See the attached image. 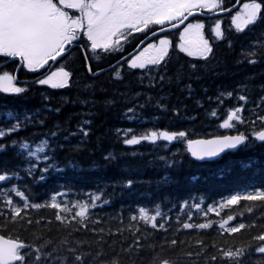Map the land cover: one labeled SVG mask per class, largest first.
<instances>
[{"label":"trees","instance_id":"trees-1","mask_svg":"<svg viewBox=\"0 0 264 264\" xmlns=\"http://www.w3.org/2000/svg\"><path fill=\"white\" fill-rule=\"evenodd\" d=\"M220 1L227 4L226 9L238 2ZM230 10L233 12L234 8ZM229 13L195 16L208 24L205 32L213 49L211 59L181 52L173 42L161 65L131 69L127 58L145 38L142 33H132L118 54L91 56L90 61L85 59L82 45L71 48L55 64L70 73L63 87L37 84L36 81L46 75L45 70L28 71L19 67V61L0 56V70L16 72L17 84L27 90L23 96L0 92V126L6 124L2 113L9 110L14 115L32 117L26 129L0 139V143L9 145L0 150V174L8 176L6 181L0 182V207L3 208L0 235L37 246L48 240L51 244L45 250L55 247L57 251L53 256H67L68 264H72L74 255L82 252L89 254L83 258V264H90L92 256L100 249L104 254L95 264L117 257L120 264H151L156 255L174 264H211L210 258L222 248L243 249L234 264H264V253L256 252L260 242L254 239L264 232V201L240 199L234 205L207 211L209 204L218 205L232 195L242 197L256 189L264 190V141L250 138L248 144L211 161H197L187 151L189 139L250 133L252 125L248 121L256 120L257 114L264 115V103L260 102L264 97V56L252 57L258 62L250 65L241 55L250 44L264 45V22L245 25L238 31L230 22ZM216 20L222 21L219 38H213L210 33ZM260 51L264 52V48ZM228 92H232L231 97L226 95ZM222 93L225 95L221 96ZM239 95L246 96V101L238 100ZM241 106L245 123L233 122L234 129L218 127L226 110ZM213 110L217 116L211 115ZM256 127L259 129L261 125ZM80 128L88 135L78 131ZM128 129L133 130L131 134L124 131ZM147 130L185 131L186 139L124 144L126 135L130 139ZM53 131L58 132V136L49 141V146L55 152H49V146H45L44 153L53 156L57 167L64 171L49 170L40 181V171L31 175L25 171L29 163L25 159L27 152L19 149L18 144L12 147L11 141L23 139L35 149L41 146L39 141L48 139L40 134ZM44 153H37V157ZM109 153L112 158L105 160ZM69 160L75 163V168L66 167ZM167 160L176 164L168 166ZM31 162L37 164V158L33 157ZM37 166L43 169L46 164L41 161ZM164 176L168 177L166 183L161 182ZM128 179L136 183L131 189H122ZM13 186L25 193L29 205L50 204L54 193H67L57 197L58 203L68 201L69 212H61L67 223L57 221V210L50 207H28L21 215L30 217V223L28 219L20 221L19 218L12 222L10 215H6L3 190ZM85 192L100 195L102 201L108 203L98 201L97 207L89 208L81 226L79 217L73 219L77 210L73 204L78 200L90 203L89 197L81 195ZM7 195L14 203L22 205L23 201L14 193ZM185 201L187 206L182 210L179 205ZM194 203L201 204L200 212L192 207ZM157 204L168 219L157 218L154 229L139 220L135 210L144 206L151 215ZM133 215L137 216L135 221L131 220ZM228 216L233 219L221 229V221ZM185 222L207 223L209 227L184 229ZM161 223L164 228H159ZM241 224L244 227L236 233L226 230ZM34 235L39 238L34 239ZM64 239L67 244L61 245ZM134 240L139 241L140 251L135 247L127 253L121 251L128 249ZM172 240L176 244L169 247ZM68 248H75V253L67 252Z\"/></svg>","mask_w":264,"mask_h":264},{"label":"snow or ice","instance_id":"snow-or-ice-1","mask_svg":"<svg viewBox=\"0 0 264 264\" xmlns=\"http://www.w3.org/2000/svg\"><path fill=\"white\" fill-rule=\"evenodd\" d=\"M239 6V5H238ZM219 7L218 0H0V54L6 57L19 58L22 65L30 70L41 69L47 65L50 61L59 62L65 55L75 47L77 44L82 45L85 59L91 60V56L100 57L102 54L110 56L118 54L123 45H125L130 39L132 33H142L146 37L145 41H141L138 45L142 47L146 43L149 34L151 39H155L157 32L161 35L159 40V47L153 44H148L144 52L149 49L155 48V55L151 57H145L144 52L140 55H133L132 59L128 60V65L131 69H145L147 65H161L166 59V54L169 52L170 41L164 38L166 27L180 31V43L176 45L181 52L187 51L188 55L193 54V49L201 57L211 59L213 52L209 41L204 39L201 34V29L205 28V24L193 16L194 12L199 11L201 15L204 11L212 13ZM189 18L196 19L195 23H188ZM231 22L235 25L236 29L240 31L245 25L254 26L257 23L264 22V0H249L248 3H244L241 8V12L232 16ZM186 25V26H185ZM155 26L157 32L153 31ZM221 21L216 20L212 31L216 37L221 36L220 32ZM231 45V42H229ZM260 48H264V45L256 43L250 44L247 50H242L241 55L247 58L248 64L252 65L257 63L256 59L252 57L264 56V52L260 51ZM89 53L91 55H89ZM59 58V60H58ZM124 57H121L123 60ZM239 63V61H238ZM152 71V69H148ZM70 73L65 71L62 66L56 71L51 72L49 76L44 79L36 81L37 84L46 85L50 84L54 79H58L59 83H52V87H63L69 80ZM14 77L7 73L0 75V92L17 94L23 96L26 94L24 87L15 86L12 81ZM161 82H163V75L161 76ZM225 94H221L224 96ZM228 97L232 96V92L226 94ZM219 99V97H218ZM240 101H246V96L239 95L237 97ZM261 103H264V97L261 98ZM222 103V101H221ZM143 107V106H141ZM241 107H235L226 110V116L218 125L221 129H234L236 124H243L245 120L241 115ZM50 111V109H49ZM58 111V109H57ZM128 112H134V109H128ZM252 113L253 110L249 109ZM5 118L6 124L0 126V139H4L14 133L26 129L31 123L32 117L28 115L13 114L11 110L2 113ZM33 115H36L34 113ZM212 116H217L216 110L211 113ZM131 119V117L129 118ZM15 121L14 123H8L7 121ZM27 122V123H26ZM38 124L42 125L43 121H38ZM87 124L88 121H84ZM252 125L250 133L240 132L236 135H224L215 136L209 140H187V151L197 161H204L206 158L216 157L218 154L224 152L226 149H235L238 145H246L249 143L250 138H254L255 141H264V115H256V120L248 121ZM261 127L257 129L256 125ZM83 132L85 136L88 135L83 128L78 129ZM118 132L121 130H117ZM126 134H131L133 130H124ZM48 136V139L39 141L40 147L33 149L30 143L25 140H12L11 146L27 152L26 160H28V167L25 169L30 175L37 170L42 173L39 177L40 181L45 179V173L49 170H54L57 173L64 171V168L57 167L53 156L44 153V147L49 146L50 140H55L58 136V132H51L50 134H40ZM71 135H76L72 133ZM186 139L185 131H169V130H147L141 135H132L131 138L123 140L126 145H136L141 141H148L155 144L158 140L173 142L180 139ZM68 137H64L67 141ZM9 145L0 143V150H4ZM49 152L54 153L55 149L49 146ZM37 153H44L41 157H37ZM22 155V153H18ZM37 158V164H33L31 159ZM111 153L105 156V160L111 159ZM161 160H165L164 157H160ZM44 162L46 167L43 169L38 168L39 162ZM49 161H53L49 163ZM168 166H174L176 164L173 160H167ZM66 167L75 168L76 165L73 161L69 160ZM8 179L6 174H0V182H4ZM17 179L19 177L17 176ZM168 177L164 176L161 182H167ZM136 183L132 179H128L122 185V189H131ZM8 192H12L16 197H19L23 203L16 204L12 198L7 195ZM3 204L7 206L8 212L6 215H10L12 222H17L25 219L29 220L30 217L22 216L21 213L28 207L41 208L50 207L57 210L55 219L61 223H67L66 217L61 215V212L68 213L67 207L68 201H64L63 204L57 202V197L66 195L67 193H54L51 196V203L46 205L31 204L29 205L28 197L25 193L20 191L16 186L11 189L3 190ZM85 197L90 198V203L87 201H76L73 207L76 208L75 219L79 217V223L84 226V221L89 212V208L97 207V202L107 204V201H102L100 195L93 194L91 192L81 193ZM240 199L248 201H264V190L256 189L253 192H248L243 195H232L227 200L222 201L220 204H209L207 211L213 212L217 208L228 207L236 204ZM187 201L181 203L179 207L186 209ZM197 212L201 211V204L194 203L192 205ZM172 209H170L171 211ZM0 211L3 208L0 207ZM138 212L139 220L145 224L151 225L152 228H157L155 221L157 218L162 220L168 219L160 209V205L155 206L154 214H149L150 210L144 206H139L136 210ZM191 212H189V218H191ZM136 215L131 216V220L135 221ZM232 216H228L227 220L221 221L219 227L225 229L227 221H231ZM182 227L184 229L190 228H208L207 223L192 224L185 222ZM244 225H238L236 227H230L226 230L230 233H236ZM159 228H164V224H159ZM34 235V239H38ZM260 242V246L256 248V252L264 253V232L254 238ZM61 245H66L67 240L60 241ZM80 242H77L79 244ZM51 242L44 240L41 244H26L23 241L11 238H5L0 235V264H68L67 256H53V253L57 251L55 247L51 251H46V247ZM175 240L169 243V247H174ZM133 247L137 251L141 250V245L138 240H134L132 245H129L128 249H122V252L127 253ZM149 248L153 245H149ZM163 248V244L161 245ZM75 248H68L67 252L75 253ZM103 249H100L92 256L90 264H95L96 260L103 255ZM243 249L236 248L234 251L231 248L219 249L218 254L212 256L211 264H234L237 262ZM88 253H81L80 255H74L72 264H83V258L88 256ZM103 264H120L119 258H113L109 261H104ZM151 264H174L172 260L161 257L159 255L153 256Z\"/></svg>","mask_w":264,"mask_h":264},{"label":"rangeland","instance_id":"rangeland-1","mask_svg":"<svg viewBox=\"0 0 264 264\" xmlns=\"http://www.w3.org/2000/svg\"><path fill=\"white\" fill-rule=\"evenodd\" d=\"M235 15H237V12L233 14V16H235ZM182 31H183V30H182ZM171 35H173V34H171ZM159 40H160V38H159L157 41H153V42H150V43H148V44H153V45H155L156 47H159ZM148 44H146V45L141 49V51L138 52L136 55H140V53L144 52V49L147 48V45H148ZM155 50H156L155 48L149 49L147 52H144V56H145V57H151L152 55H155ZM192 51H193V53H196V51H195L194 49H193ZM131 59H132V58H131ZM58 68H60V67H58ZM58 68L53 69L51 72L56 71ZM28 69H29V68H28ZM65 71H67V70L65 69ZM51 72H50L49 74L45 75L42 79H44V78H46L47 76H49V75L51 74ZM4 73H7V72L1 71V75H3ZM7 74H9V75L11 76L10 73H7ZM12 83H13V82H12ZM52 83H59V81H58V79H54V80H53L50 84H48V85H51V86H52ZM13 84L15 85V83H13ZM15 86H17V85H15Z\"/></svg>","mask_w":264,"mask_h":264},{"label":"flooded vegetation","instance_id":"flooded-vegetation-1","mask_svg":"<svg viewBox=\"0 0 264 264\" xmlns=\"http://www.w3.org/2000/svg\"><path fill=\"white\" fill-rule=\"evenodd\" d=\"M248 2V0H241L240 2H239V6L237 7V9L234 11V12H231V13H229L230 14V16L231 15H233L234 13H239L240 12V10H241V8H242V5L244 4V3H247ZM226 6H227V4L226 5H224V4H221V8L220 9H222V10H225L226 9ZM218 10V8L215 10V11H217ZM214 11V12H215ZM213 13V12H212ZM204 17H212V15H211V13H209V12H207V10H205L204 11ZM205 19V18H204ZM208 19H210V18H208ZM202 23H204L205 24V28H203L202 29V31H203V33H204V36H206L205 35V31L207 30V27H208V24L207 23H205L203 20H200ZM216 22V21H215ZM221 25H222V21H221ZM212 26V25H211ZM201 31V30H200ZM206 39H208V38H206Z\"/></svg>","mask_w":264,"mask_h":264},{"label":"water","instance_id":"water-1","mask_svg":"<svg viewBox=\"0 0 264 264\" xmlns=\"http://www.w3.org/2000/svg\"><path fill=\"white\" fill-rule=\"evenodd\" d=\"M167 29V28H166ZM157 34H159V32H157ZM151 37V35L147 38V39H149ZM146 39V38H145ZM145 39L143 40V41H145ZM141 44V43H140ZM139 44V45H140ZM140 48V47H139ZM138 46L136 47V49L131 53V54H133V53H135L138 49ZM130 56V55H129ZM88 68V70H89V67H87ZM227 135H232V134H227ZM233 135H236V134H233ZM224 136V135H223ZM212 138H214V137H211V138H207V139H195V140H209V139H212ZM241 145H238L237 146V148H239ZM237 148H235V149H237ZM235 149H226L224 152H222V153H220V154H218L216 157H212V158H206L204 161H211V160H214V159H217V158H219V157H221L224 153H226V152H229V151H233V150H235ZM191 155V154H190ZM194 158V157H193ZM195 159V158H194ZM196 160V159H195ZM6 238V237H5Z\"/></svg>","mask_w":264,"mask_h":264}]
</instances>
